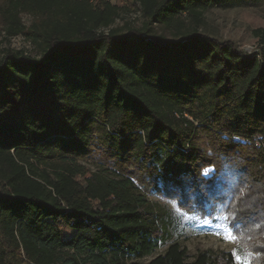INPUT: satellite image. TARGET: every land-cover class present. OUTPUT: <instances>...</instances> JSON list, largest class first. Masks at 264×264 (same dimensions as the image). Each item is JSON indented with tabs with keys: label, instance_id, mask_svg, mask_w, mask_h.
Listing matches in <instances>:
<instances>
[{
	"label": "trees",
	"instance_id": "16d2710c",
	"mask_svg": "<svg viewBox=\"0 0 264 264\" xmlns=\"http://www.w3.org/2000/svg\"><path fill=\"white\" fill-rule=\"evenodd\" d=\"M222 1L132 0L141 29L114 27L123 8L109 0L1 8L6 38L25 34L40 54L0 59V264H143L136 260L164 241L162 210L148 194L191 210L196 183L216 201L245 188L255 213L239 214L246 203L234 195L228 211L264 239V29L251 34L257 55L203 36L204 13ZM152 23L179 39L152 34ZM96 149L106 176L80 163ZM233 177L236 189L226 188ZM60 224L74 234L63 236ZM147 264L236 261L223 251L190 256L175 242Z\"/></svg>",
	"mask_w": 264,
	"mask_h": 264
},
{
	"label": "rangeland",
	"instance_id": "374dc122",
	"mask_svg": "<svg viewBox=\"0 0 264 264\" xmlns=\"http://www.w3.org/2000/svg\"><path fill=\"white\" fill-rule=\"evenodd\" d=\"M109 1L113 5L123 8L121 17L116 21L114 27L123 26L125 22H131L136 28L141 29L143 27L145 20L142 18L141 13L132 7V0ZM7 3L8 0H0V10L1 8H5ZM1 15L0 12V59L4 57L8 51L17 53L24 52L27 55L38 57L40 54L39 49L30 42L25 34H20L11 39L6 38L5 23ZM21 18L27 27L31 26L34 21L33 17L27 13H22ZM203 19L204 25L200 28V33L203 36L218 40L219 42L232 41L239 51L247 55L259 54L257 43L251 41V34L256 29H264V0H223L222 3L216 7L206 11L203 15ZM182 20L187 23L188 28H192L193 22L190 16L183 14ZM151 28L152 34L168 42H176L180 37L173 29L166 28L157 23H152ZM223 138L227 139V136ZM200 142L201 149L209 156H213L214 149L211 143L205 138H201ZM105 158L106 155H104L101 150L96 149L91 157L80 161V163L91 173L106 176L109 173V167L107 159ZM207 168L215 169L214 166ZM231 174L232 173L226 171V174H224L226 176L225 180L228 179ZM158 185L161 188L164 187V183L161 180H159ZM221 185L222 183L216 182L217 188H220ZM225 186L228 189H236V187L231 186V183H225ZM189 189L192 194V200L188 208L191 210H185V208L182 207L184 205H181L180 201L176 200L181 205L180 211H178L176 207L170 203V201H172L171 199L156 194L155 192H150L148 194L149 199L156 203L162 210L164 241L161 247L155 250L152 255L136 261L147 264L156 256L164 254L167 248L175 242L180 243L182 247L186 248L190 256H195L198 252L205 250H210L215 253L221 251L233 253L234 250L241 249L238 245L242 242L251 252L259 254L253 259L252 264H264V239L259 237L255 242L256 237L253 236V234H256L257 230H251L246 223V219L242 220L241 216L233 215L231 217L228 211L229 203L232 201L234 195L237 201H240L243 206H245L244 204L246 203V207L243 208L239 214H245L246 216L247 212H250V214L255 213V207L253 206L254 200L244 197L245 188L242 189L240 187L237 193L233 195L227 194L224 197L225 201L221 199L216 201L213 198L206 197L207 194H212V191L207 190L206 187L198 189L197 183L193 188L189 187ZM209 204L213 205V210L210 215L203 211V208L207 207ZM96 207H98V205H96ZM197 215L199 218H197ZM225 216H227L228 219H224ZM259 216L263 218L261 215ZM234 225L236 226L233 228L235 235L241 236L243 234L245 238L251 236L252 239H244L237 243L227 242L223 238L224 229ZM60 228L63 236L67 238L74 234V231L64 224H60ZM217 232H220L221 235L214 234ZM259 250L263 252V258H261Z\"/></svg>",
	"mask_w": 264,
	"mask_h": 264
},
{
	"label": "snow or ice",
	"instance_id": "6c2138e0",
	"mask_svg": "<svg viewBox=\"0 0 264 264\" xmlns=\"http://www.w3.org/2000/svg\"><path fill=\"white\" fill-rule=\"evenodd\" d=\"M239 139V138H237ZM215 172V169L214 168H207V169H204L201 173L202 176H204L205 178H210L211 174ZM231 186L232 187H235V184L238 183V180H236V178H232L231 181ZM242 191V190H241ZM214 198V197H213ZM171 204H173L174 207H176V209L178 211H180V204L176 201V200H172L170 201ZM223 206V205H222ZM213 210V205L212 204H209L207 207H204L203 208V211L206 213V214H211ZM186 215V214H185ZM197 218H199V216L197 215ZM224 219H228L227 216L224 217ZM236 227L235 225L234 226H229V227H226L224 229V232H223V238L227 241V242H231V243H237L241 240H244V239H247V240H251L252 237L251 236H248V237H244L243 234L241 236H237L235 235L234 231H233V228ZM216 235H221L220 232H217V233H214ZM233 258L235 259V261L237 262V264H252V261L253 259L256 258V256H258L259 254L257 253H253L251 252L246 246L242 249H237V250H234L233 253Z\"/></svg>",
	"mask_w": 264,
	"mask_h": 264
}]
</instances>
